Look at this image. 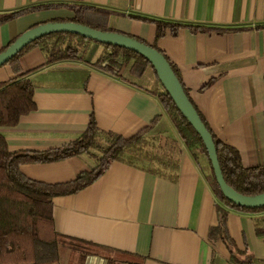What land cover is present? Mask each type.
Listing matches in <instances>:
<instances>
[{
  "label": "crops",
  "instance_id": "0c3cea01",
  "mask_svg": "<svg viewBox=\"0 0 264 264\" xmlns=\"http://www.w3.org/2000/svg\"><path fill=\"white\" fill-rule=\"evenodd\" d=\"M37 6L44 8L0 25V49L34 25L70 18L67 7L107 11L108 29L154 43L163 53L210 132L238 152L243 167L263 163L264 0H0V14ZM135 16L202 29L166 32L154 42V26ZM44 60L37 48L18 60L23 72L32 71L27 79L34 109L15 126L0 128L9 152L58 148L76 139L90 116L101 132L125 138L158 116L145 137L156 138L160 146L173 140L178 150L175 168L164 174L115 161L86 188L51 199L55 232L101 252L85 255L82 264H232L223 243L208 239L217 214L200 170L173 130L152 133L166 119L147 92L154 79L112 78L80 62L42 66ZM11 78L10 68L0 66V83ZM90 160L85 154L20 165L19 171L33 181L65 183L91 168ZM225 227L251 264H264V236L255 234L256 227L264 228V212H230ZM60 248L68 264L74 252Z\"/></svg>",
  "mask_w": 264,
  "mask_h": 264
},
{
  "label": "trees",
  "instance_id": "16d2710c",
  "mask_svg": "<svg viewBox=\"0 0 264 264\" xmlns=\"http://www.w3.org/2000/svg\"><path fill=\"white\" fill-rule=\"evenodd\" d=\"M40 8L44 7H29L0 14V25ZM67 8L72 12L70 18L53 19L47 23H73L100 32L114 33L105 25L107 11L85 6ZM134 18L154 26V42L162 38L166 32L174 36L179 29H187L190 32L202 29L197 25H185L140 16ZM35 26L37 25L33 27ZM16 38L1 48L0 52L4 51ZM132 39L147 45L163 56L190 102L175 67L155 47L154 43L149 45L137 38ZM90 44L93 50L99 49L94 59H91L92 54L86 53L85 46ZM33 48L43 53L45 60L42 66L80 62L103 75L119 79H123L125 71L130 78L139 79L147 68L151 69L144 58L129 50L101 45L68 33L44 36L26 45L4 64L10 68L13 78L0 83V128L15 126L21 116L34 109L33 86L27 79L32 71L23 72L18 64L19 58ZM151 71L154 76V86L147 92L157 101L183 149L203 175L215 200L217 226L209 230L208 239L212 241L218 238L223 243L232 264H251L246 252L238 251L229 238L225 221L230 212L253 215L263 213L264 207L242 208L222 197L199 137L177 111L169 96L159 85L152 69ZM210 83L211 81L207 82L203 88ZM190 104L212 139L217 164L225 185L236 194L245 197L264 193V161L254 167H243L238 152L219 141L210 132L193 104L191 102ZM157 119L158 116H155L145 128L125 138L101 132L90 116L84 131L76 139L58 148L45 151L9 152L5 139L0 134V264H59V248L63 245L74 252L68 264H82L85 255L100 254V250L96 247L92 248L77 241L64 239L55 232L51 199L68 196L86 188L115 161L153 174H164L175 168L174 155L178 151L175 141L169 140L160 146L156 138L145 137L146 133L154 127ZM99 141L102 142L101 145ZM93 149L98 150L99 154H93L91 152ZM85 154L91 158L93 166L65 183L45 184L33 181L19 171L20 165L53 163ZM255 234L264 236V228L256 227Z\"/></svg>",
  "mask_w": 264,
  "mask_h": 264
},
{
  "label": "water",
  "instance_id": "95a60500",
  "mask_svg": "<svg viewBox=\"0 0 264 264\" xmlns=\"http://www.w3.org/2000/svg\"><path fill=\"white\" fill-rule=\"evenodd\" d=\"M56 33H68L101 45L114 46L129 50L144 58L153 70L159 85L169 96L173 105L199 137L210 163L216 185L228 202L242 208L257 209L264 207V193L254 197H245L229 189L222 180L216 160L212 139L188 101L181 85L177 81L166 60L154 49L121 34L105 33L73 23H45L30 28L20 34L4 51L0 52V66L6 64L26 45L44 36Z\"/></svg>",
  "mask_w": 264,
  "mask_h": 264
},
{
  "label": "rangeland",
  "instance_id": "374dc122",
  "mask_svg": "<svg viewBox=\"0 0 264 264\" xmlns=\"http://www.w3.org/2000/svg\"><path fill=\"white\" fill-rule=\"evenodd\" d=\"M85 48L87 49V50H86V53H89L90 55L92 54V55H91V59H94V58L96 57L98 51H99V49L93 50V47H92L91 44L85 46ZM124 75H125V76L127 75L126 71H125ZM141 77H142V78H141L142 80H147V79H150V78H153V79H154V76H153L152 71H151L150 68H147V69L145 70L144 74H143ZM171 131H172V128H171V126H170L168 120L165 119L163 122H160V124H159L157 127H155V129H153V132H152V133H153V134H158L159 136H160V135H163V134H168V135H170L169 133H171ZM98 143H99L100 145L102 144L101 141H99ZM155 143H156V142H155ZM155 145H156V144H155ZM97 151H98V150H95V149L91 150V152H92L93 154H95V155H96V154H99ZM154 152H155V151H154ZM90 159H91V158H90ZM90 161H92V160H90ZM92 166H93V163H92ZM64 252H65V250H64L63 248H59V264H63V262H64V259H65ZM65 260H66V259H65Z\"/></svg>",
  "mask_w": 264,
  "mask_h": 264
}]
</instances>
